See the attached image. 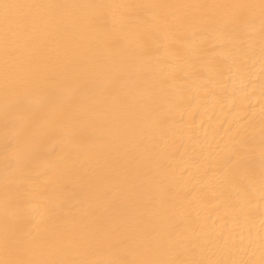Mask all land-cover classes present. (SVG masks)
<instances>
[{
  "label": "bare ground",
  "instance_id": "6f19581e",
  "mask_svg": "<svg viewBox=\"0 0 264 264\" xmlns=\"http://www.w3.org/2000/svg\"><path fill=\"white\" fill-rule=\"evenodd\" d=\"M0 264H264V0H0Z\"/></svg>",
  "mask_w": 264,
  "mask_h": 264
}]
</instances>
